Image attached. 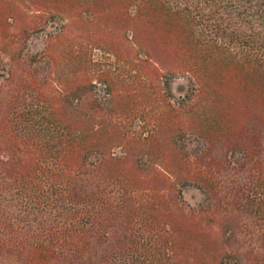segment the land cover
I'll return each instance as SVG.
<instances>
[{
	"label": "trees",
	"instance_id": "1",
	"mask_svg": "<svg viewBox=\"0 0 264 264\" xmlns=\"http://www.w3.org/2000/svg\"><path fill=\"white\" fill-rule=\"evenodd\" d=\"M40 1L122 28L126 50L146 57L134 63L116 54L131 72L145 71L152 81L160 70H178L198 89L187 105L169 104L165 119L135 143L121 118L134 109L130 97L115 92L108 104L86 103L94 78L112 86L92 59L89 73L82 62V75L72 74L77 84L69 90L62 79L44 87L36 78L40 63L10 53L0 75V264H264L259 249L241 256L233 247L243 224L229 217L251 211L264 248V0ZM14 6L0 1V39L18 30L9 23L17 20ZM50 53L40 57L49 69L57 62ZM180 120L187 124L179 127ZM158 129L173 134L168 144L178 161L143 166L141 146L150 160L164 154ZM187 134L206 144L195 158L181 155L178 142ZM123 146L139 157L128 170L112 154ZM217 147L241 155L245 185L231 201L215 177ZM186 187L204 194L213 212L226 204L221 231L214 229L217 212L189 213L166 197ZM142 194L162 200L142 204Z\"/></svg>",
	"mask_w": 264,
	"mask_h": 264
},
{
	"label": "rangeland",
	"instance_id": "2",
	"mask_svg": "<svg viewBox=\"0 0 264 264\" xmlns=\"http://www.w3.org/2000/svg\"><path fill=\"white\" fill-rule=\"evenodd\" d=\"M0 1L5 7L15 5L14 7L19 9L16 14L17 20H14L15 22L9 20V23L17 24L18 30L12 28L6 39H0V75L4 69L9 68L7 56L10 53H21L24 58L28 59L29 63H38V66L40 63L42 70L36 78L44 87L52 79L56 81L62 79L70 90L71 87L74 88L77 84L73 81L75 72L80 71L81 75L83 73L84 64L82 62L86 63L89 59H92L93 63L96 64L95 69L110 74L112 86L94 78L93 88L86 97V103L91 104L94 101H98L102 105L108 104L115 92L121 96H127L126 99L131 98L134 103V109L124 114L121 118L122 122H124L123 131L130 133L132 136L134 135L135 143L144 140L149 132L157 128V119H165L169 104L176 107L183 103L187 105L188 99L193 98L197 93V83L188 73L163 69L159 72L160 79L151 81L146 77L145 71L140 74L139 72H131L123 67L121 63L116 61V54L119 56H128L129 54L131 56L129 61L138 63L140 60L146 59L145 53L139 52L136 48L135 51L126 50L125 38L122 36L123 29L110 23L112 21L108 22L106 18L100 17L95 20H89V18H86L87 16L82 18L75 13H71L69 8L62 12L40 0L37 2L34 0ZM107 26L110 28L112 26L115 32H105ZM128 37L129 39L131 38L130 33ZM90 44L94 45V47H91ZM108 49H111L112 52L108 51ZM44 52L48 54L51 52V56L56 58L57 62H55L54 66L51 65L50 69L48 65L44 64L45 59L40 58ZM77 56H80L82 60L80 63H77L74 59ZM86 66L88 68V62ZM32 69L34 68L32 67ZM90 71L88 68L87 72L89 73ZM188 96L189 98H187ZM106 114L110 115L109 113ZM186 121L180 120L177 125L179 127L185 126L187 124ZM158 132L162 133H157V146L158 148L162 147L161 153L164 154L158 160H150L145 152L148 146H144L145 148L141 146V150L145 149L144 152L139 154V157H141L140 163L143 166L149 165L151 167L155 164L162 165L164 163L162 167H165V165L175 164L178 161L176 155L172 153V145L168 144V135L171 136L173 134L167 129H164V131L158 129ZM183 136L178 142L181 155L195 158V156L203 153L206 149L204 141L196 136L190 134ZM123 148L124 146L114 148L112 154L115 158L124 159L119 161H122L121 165L123 164L125 170H128L133 165H137L139 157L128 155ZM216 150L215 156L217 159L215 164L217 166V174L215 177L217 183H219L220 196L226 197L225 201H231L234 199L233 197L242 193L245 185L246 177L244 176V171L238 170L241 155L233 151H227L225 148L220 149V147H217ZM234 194L236 195L234 196ZM147 195L142 194L141 197L138 195L136 200H139L142 204L146 202L156 203L162 200L159 195L154 194L151 197ZM166 197L168 200H173L174 203H177L180 209L182 207L189 213H200V215L206 217L211 213L217 212L221 219L214 228L217 232L221 231L224 224L228 222L226 219L229 216L227 213L228 208L224 206L226 204H221L213 212V207L209 206L207 197L194 187L180 189L179 195L169 192ZM231 212L232 214L229 217L235 216L233 221L243 224L241 229L243 234L233 244V247L240 249L241 256L250 249H259L258 251L264 253V248L261 247L262 239L257 238L260 222L253 217L254 214L251 211L246 212L245 209ZM245 232H249L250 235L255 234V238L253 240L251 236L244 238ZM244 261L245 259L242 258V264H245Z\"/></svg>",
	"mask_w": 264,
	"mask_h": 264
}]
</instances>
